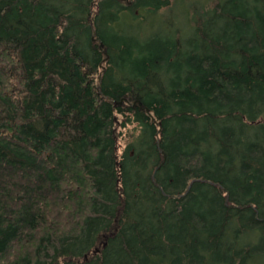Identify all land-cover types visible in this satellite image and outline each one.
Returning a JSON list of instances; mask_svg holds the SVG:
<instances>
[{
	"label": "trees",
	"instance_id": "1",
	"mask_svg": "<svg viewBox=\"0 0 264 264\" xmlns=\"http://www.w3.org/2000/svg\"><path fill=\"white\" fill-rule=\"evenodd\" d=\"M259 261L264 0H0V264Z\"/></svg>",
	"mask_w": 264,
	"mask_h": 264
},
{
	"label": "rangeland",
	"instance_id": "2",
	"mask_svg": "<svg viewBox=\"0 0 264 264\" xmlns=\"http://www.w3.org/2000/svg\"><path fill=\"white\" fill-rule=\"evenodd\" d=\"M181 13V12H180ZM260 263L264 262V261H259Z\"/></svg>",
	"mask_w": 264,
	"mask_h": 264
}]
</instances>
